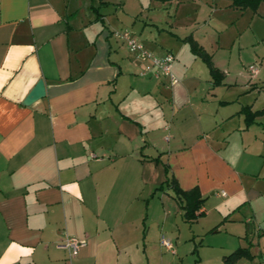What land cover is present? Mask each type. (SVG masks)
Wrapping results in <instances>:
<instances>
[{
  "label": "crops",
  "instance_id": "obj_1",
  "mask_svg": "<svg viewBox=\"0 0 264 264\" xmlns=\"http://www.w3.org/2000/svg\"><path fill=\"white\" fill-rule=\"evenodd\" d=\"M175 1L179 14L185 1L0 0V264H149L147 223L167 231L184 214L158 190L167 172L206 199L194 225L213 202L219 219L241 212L264 239V115L247 126L243 112L264 108L221 95L238 84L197 26L154 15L151 5ZM125 31L155 57L175 56V84L130 52ZM176 31L211 56L219 86L191 48L167 46L162 35ZM42 81L46 96L25 105ZM69 236L85 243L74 257L61 247Z\"/></svg>",
  "mask_w": 264,
  "mask_h": 264
},
{
  "label": "rangeland",
  "instance_id": "obj_2",
  "mask_svg": "<svg viewBox=\"0 0 264 264\" xmlns=\"http://www.w3.org/2000/svg\"><path fill=\"white\" fill-rule=\"evenodd\" d=\"M181 1L185 2L180 8L179 14H176L177 11H175L177 1L171 5L168 4V6H163V3L160 2L154 3L155 6L151 5V8L155 7L152 11L158 19L163 15L165 17H169V14L175 16L174 19L178 21L180 30H184L185 27L191 28L189 25L197 26V39L201 40L208 52L214 56V61L230 72L229 84H238V86H223L222 96L228 98L235 96L243 104L255 103L257 109H263L264 2L255 13L252 10L242 12L227 7L228 2L222 0H194L193 3L198 1L197 4H190L189 2L192 0ZM193 20H198V23H194ZM211 20H213L212 26L215 29L210 28L209 30V28H205V24ZM152 32L155 38H158L159 32L157 30H152ZM176 32V36L168 32H164L165 34L162 35L169 40L167 46L176 47V50L182 51L183 55H191L190 45L184 41L185 38L183 39L184 35L182 34L185 33ZM199 63L205 73L208 72L207 66L201 60ZM251 67H255L258 73L252 74ZM172 74L178 78L177 73L173 71ZM229 88L231 89L229 90ZM260 134H262L260 135L261 142H264V125L261 126ZM212 203L209 202L206 205L209 210L208 218L201 219L200 223H195V225L186 222L183 215L179 216L178 222L174 224L170 221L167 231H164L159 218L156 219V223H147L146 227L150 228L152 237V241L146 246L147 254L150 257L149 264H225L223 257L238 248H244V244L245 248L252 249L251 256L241 259L237 264H264V239L260 238L256 231L254 235L250 234V224H247V228L242 227L243 225L236 220L240 217L241 212L231 219L226 220L224 217L219 219L218 212L214 210ZM212 223L217 224L213 225L218 226L217 230L211 229L213 228L211 227ZM241 231H245L246 236L249 237L247 241L243 237H239ZM162 234L171 240L175 253L161 247ZM143 247H141L140 256L142 255L146 259L147 255L144 256Z\"/></svg>",
  "mask_w": 264,
  "mask_h": 264
},
{
  "label": "trees",
  "instance_id": "obj_3",
  "mask_svg": "<svg viewBox=\"0 0 264 264\" xmlns=\"http://www.w3.org/2000/svg\"><path fill=\"white\" fill-rule=\"evenodd\" d=\"M166 1V0H162ZM231 2L232 7L237 8L241 11L252 10L257 13L258 9L263 0H226ZM185 42L189 43L193 54L201 58L210 70L211 77L213 78L214 84L219 86L224 78V75L213 66L212 58L206 51L200 47L192 37L185 39ZM245 114V121L247 126L253 124L256 119L264 114L263 111L252 112L250 108L243 110ZM158 190H165L170 192L173 199L179 204L180 208L184 212V218L187 222H194L204 215L202 211L206 202V199L202 196L198 187L193 188L189 191H184L178 185L176 179L170 176L167 172V180L164 186H161ZM250 248H238L231 254L224 256L223 261L225 264H237L241 259L250 257Z\"/></svg>",
  "mask_w": 264,
  "mask_h": 264
},
{
  "label": "built area",
  "instance_id": "obj_4",
  "mask_svg": "<svg viewBox=\"0 0 264 264\" xmlns=\"http://www.w3.org/2000/svg\"><path fill=\"white\" fill-rule=\"evenodd\" d=\"M119 37L127 44L131 53L136 54L139 58L144 60H150L156 69L155 77H168L171 82L175 84L177 82L175 76L172 74L173 64L175 62V56L171 53H168L165 57L159 58L152 55L148 52L145 46L129 31H125L120 34ZM252 74H257L258 70L255 67L250 68ZM225 196V193H223ZM161 244L164 248L169 251L175 252L174 246L170 239H167L165 236H162ZM85 245L83 241L76 237H67L64 244L61 245L63 249L69 251L72 257L78 255L80 249Z\"/></svg>",
  "mask_w": 264,
  "mask_h": 264
},
{
  "label": "water",
  "instance_id": "obj_5",
  "mask_svg": "<svg viewBox=\"0 0 264 264\" xmlns=\"http://www.w3.org/2000/svg\"><path fill=\"white\" fill-rule=\"evenodd\" d=\"M46 96V88L44 82H40L37 88L30 94L25 102V105L30 106L36 101L44 98Z\"/></svg>",
  "mask_w": 264,
  "mask_h": 264
}]
</instances>
